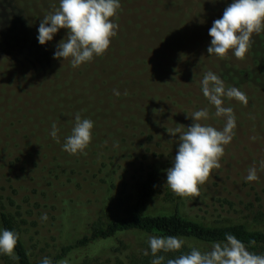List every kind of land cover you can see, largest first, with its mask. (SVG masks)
I'll use <instances>...</instances> for the list:
<instances>
[{"label":"rangeland","instance_id":"374dc122","mask_svg":"<svg viewBox=\"0 0 264 264\" xmlns=\"http://www.w3.org/2000/svg\"><path fill=\"white\" fill-rule=\"evenodd\" d=\"M35 1L0 0V187L9 188L17 172L18 185L27 187L17 189L24 206L36 188L46 215L56 202L66 212L65 228L81 221L72 222L75 211L61 201L100 198L95 172L103 160L126 171L130 162H160L173 180L190 163L206 177L226 180L183 200L165 179L148 215H170L178 207L192 219L236 223L246 221L249 203H264V173L227 180L264 165V95L202 87L196 71L202 61V83L242 78V85L264 91V0H218L244 45L241 64L227 59L204 18L193 16L196 10L213 20L214 0H41L52 9ZM84 4L96 5L95 14ZM181 20L190 21L161 28ZM38 55L50 58L45 67ZM55 164L73 171L65 174L71 185L59 197L44 181ZM139 176H129L118 193L133 190ZM226 199L232 208L222 207ZM52 223L23 224L33 259H53L79 237L62 238ZM0 245L11 253L1 234Z\"/></svg>","mask_w":264,"mask_h":264},{"label":"trees","instance_id":"16d2710c","mask_svg":"<svg viewBox=\"0 0 264 264\" xmlns=\"http://www.w3.org/2000/svg\"><path fill=\"white\" fill-rule=\"evenodd\" d=\"M44 4L51 9L54 8L50 1ZM84 6L87 12L95 14L96 5L84 4ZM211 11L215 12L211 21L209 15L196 10L193 16L199 14L204 18L213 44L227 59L238 64L246 61L244 45L218 0H214ZM181 21L176 24L167 23L161 28H183L190 20ZM222 32L227 36L223 37ZM198 52L201 54V50ZM38 58L44 63V67L50 59L39 55ZM201 64L202 61L196 71L199 75L197 83L202 87L221 85L224 89L251 90L264 95V91L260 88L242 85L239 81L243 80L242 78L235 79L236 84L228 83L227 80V83L218 80L216 84L210 85L204 81V85L200 81ZM196 107H199L197 101ZM48 111L49 109L45 114ZM18 122L22 129L23 123L19 120ZM131 161L137 162L135 158ZM19 162L21 163V159ZM130 164L133 169L126 171L116 168L115 164L108 161L99 162L95 178L99 180L98 184L101 191L103 190L100 198L81 200L79 197L71 196L69 199L59 200L63 208L65 205L72 207L71 214L75 211L73 216L78 219L77 221L70 219L72 222L81 221L80 226L76 224L70 228L64 227L67 215L66 212L61 213L57 202L53 205L55 212L47 208L51 216L46 215L41 209V204L35 200L33 191L36 188L28 189L30 190L28 207L24 206L23 201L17 197V189L27 187L18 185L17 172L14 170L16 174L11 177L9 188L0 187V234L11 251V253L7 251L5 245L4 247L0 245V264H264L262 200H258V207L253 203L246 206L249 215L244 222L227 223L228 221L219 219L211 222L207 218L196 220L185 216L178 207L170 215H148L145 211L149 201L161 191L165 179L173 192L182 194L183 200L204 194L212 182L217 184L226 180L206 177L199 166L190 163L187 171L176 180L167 175L166 165L163 166L160 162L141 165H133L130 162ZM122 166L127 167L126 162ZM50 167L44 172V181L48 187L58 188L57 197H59L62 195L61 189L71 185L70 177L66 178L65 174H73V171L62 169L58 164ZM249 173H264V165L250 172L239 170L238 175L227 180H242ZM129 176L133 178L139 176L133 190L124 189L118 193L121 186L123 188L126 186ZM220 203L222 207L234 206L228 199ZM30 219L53 222L52 230L58 232L62 238L72 233L79 237L71 243L62 245L53 259H33L23 239V224H27Z\"/></svg>","mask_w":264,"mask_h":264}]
</instances>
